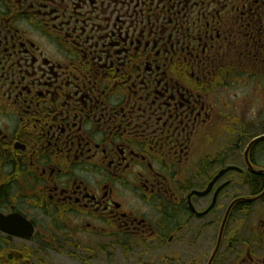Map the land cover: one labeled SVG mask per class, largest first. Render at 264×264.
Segmentation results:
<instances>
[{
	"label": "flooded vegetation",
	"instance_id": "af4514ba",
	"mask_svg": "<svg viewBox=\"0 0 264 264\" xmlns=\"http://www.w3.org/2000/svg\"><path fill=\"white\" fill-rule=\"evenodd\" d=\"M252 84L264 0H0V264H264Z\"/></svg>",
	"mask_w": 264,
	"mask_h": 264
},
{
	"label": "rangeland",
	"instance_id": "374dc122",
	"mask_svg": "<svg viewBox=\"0 0 264 264\" xmlns=\"http://www.w3.org/2000/svg\"><path fill=\"white\" fill-rule=\"evenodd\" d=\"M236 88V87H235ZM261 87L256 84H252L251 86V98L249 100L246 99L244 94L246 93L245 88L241 85L238 86L235 90H233L229 94H237L236 98L232 99V103H235L234 107L236 109V113L239 115L240 113L247 112L246 115L254 119L252 121V128L250 132H252V137L258 136L264 133V127L261 123H256L254 121H259V118L255 119L256 116L264 117V91H262ZM248 93V91H247ZM263 101H261V99ZM245 100L249 101L246 102ZM46 241V251H45V261L48 264H122L125 263L123 259L127 260V263H153V264H166L165 258L168 255L165 251H156V252H138V253H130L123 257L119 255L118 252H109L106 255H102L101 253H89L91 257H89L88 253L80 252L76 255L77 259L70 253L64 251H49L50 248L47 237H45ZM81 257V259H80ZM91 259V260H90ZM129 260H133L129 261Z\"/></svg>",
	"mask_w": 264,
	"mask_h": 264
},
{
	"label": "water",
	"instance_id": "95a60500",
	"mask_svg": "<svg viewBox=\"0 0 264 264\" xmlns=\"http://www.w3.org/2000/svg\"><path fill=\"white\" fill-rule=\"evenodd\" d=\"M262 139V138H261ZM261 139H259V140H261ZM255 143V142H254Z\"/></svg>",
	"mask_w": 264,
	"mask_h": 264
}]
</instances>
